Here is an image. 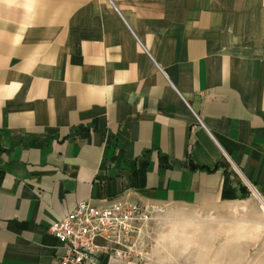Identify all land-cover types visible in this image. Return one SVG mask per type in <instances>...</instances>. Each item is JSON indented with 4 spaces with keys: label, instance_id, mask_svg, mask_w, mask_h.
Instances as JSON below:
<instances>
[{
    "label": "crops",
    "instance_id": "1",
    "mask_svg": "<svg viewBox=\"0 0 264 264\" xmlns=\"http://www.w3.org/2000/svg\"><path fill=\"white\" fill-rule=\"evenodd\" d=\"M244 187L264 204V0H0V264H56L47 228L81 201Z\"/></svg>",
    "mask_w": 264,
    "mask_h": 264
},
{
    "label": "rangeland",
    "instance_id": "2",
    "mask_svg": "<svg viewBox=\"0 0 264 264\" xmlns=\"http://www.w3.org/2000/svg\"><path fill=\"white\" fill-rule=\"evenodd\" d=\"M240 197L227 209H151L145 253L177 264H264V214L251 189Z\"/></svg>",
    "mask_w": 264,
    "mask_h": 264
},
{
    "label": "built area",
    "instance_id": "3",
    "mask_svg": "<svg viewBox=\"0 0 264 264\" xmlns=\"http://www.w3.org/2000/svg\"><path fill=\"white\" fill-rule=\"evenodd\" d=\"M151 209L132 202L106 206L89 201L77 203L70 213L53 220L47 228L59 244L54 256L56 264H99L102 257L143 261L148 257L145 251Z\"/></svg>",
    "mask_w": 264,
    "mask_h": 264
},
{
    "label": "bare ground",
    "instance_id": "4",
    "mask_svg": "<svg viewBox=\"0 0 264 264\" xmlns=\"http://www.w3.org/2000/svg\"><path fill=\"white\" fill-rule=\"evenodd\" d=\"M254 193V192H253ZM254 196L256 197V198H258L259 199V201L262 203V201L260 200V198L254 193ZM262 205L264 206V204L262 203ZM261 206V205H260ZM263 206H261L260 208H262V210H263V212H264V207Z\"/></svg>",
    "mask_w": 264,
    "mask_h": 264
}]
</instances>
